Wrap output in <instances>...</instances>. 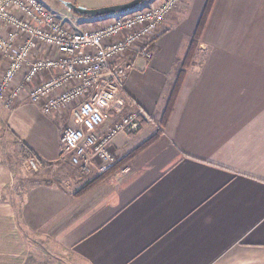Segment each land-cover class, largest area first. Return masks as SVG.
Segmentation results:
<instances>
[{"label": "crops", "instance_id": "1", "mask_svg": "<svg viewBox=\"0 0 264 264\" xmlns=\"http://www.w3.org/2000/svg\"><path fill=\"white\" fill-rule=\"evenodd\" d=\"M205 3L181 1L150 42L149 60L133 51L119 60L133 62L121 91L126 107L160 117ZM107 17L72 16L68 25L95 28ZM58 121L29 104L9 118L48 161L57 155ZM58 188H28L29 235L46 216L39 218L42 205L57 204L54 220L67 203ZM78 199L53 239L85 264H264V0H214L160 135Z\"/></svg>", "mask_w": 264, "mask_h": 264}, {"label": "built area", "instance_id": "2", "mask_svg": "<svg viewBox=\"0 0 264 264\" xmlns=\"http://www.w3.org/2000/svg\"><path fill=\"white\" fill-rule=\"evenodd\" d=\"M181 1L150 0L78 29L40 0H0V52L8 58L0 99L26 90L45 112L73 106L58 137L61 155L83 174L105 170L117 160L115 138L135 133L146 118L126 110L121 91L133 62L119 60L130 51L150 59V42ZM38 45L49 55L34 57Z\"/></svg>", "mask_w": 264, "mask_h": 264}, {"label": "rangeland", "instance_id": "3", "mask_svg": "<svg viewBox=\"0 0 264 264\" xmlns=\"http://www.w3.org/2000/svg\"><path fill=\"white\" fill-rule=\"evenodd\" d=\"M40 1L45 5V7L53 11H58L61 15L67 14L69 17L73 16L91 19L98 18L88 16L81 17L73 14L63 5V0ZM67 1L84 8H99L124 3L130 0ZM149 1L150 0H145L139 6H146V3L148 4ZM119 13L120 12H118V14ZM101 17L103 16H99V18ZM3 34L4 27L0 24V35L2 36ZM36 52H38V48L36 49ZM46 54L48 53H45L43 56ZM34 57L37 56L34 55ZM7 65L8 58L0 52V81ZM46 77V75L42 76L41 80ZM176 81L177 77L175 82L170 87L167 97L165 98V103L163 104V110L160 117H157V119L152 118L147 112L134 103H130L131 105L127 103L128 107H126V110L135 112L141 110L146 118L135 133L127 135L128 137L134 135L131 137L130 142L127 145L122 147H116L114 145L117 160L113 165H110L103 171L92 168V172L89 174H83L78 167L72 166L66 159H64L61 155L59 147L57 155L53 161H48L47 159L44 160L29 146H27V144L19 137L14 126L9 123V118L15 109L22 105H34L45 117L53 119L59 118L61 120L58 121L59 137L62 130L71 123V110L73 106L64 107L51 113L45 112L43 101L31 100L26 90L20 92L16 98L10 99L8 96L9 93H7L2 99H0V264H85V262L81 261L74 254L59 247L54 242L53 235L58 229L54 228V224L60 217H62L63 220L64 216L70 218L73 214H75V212L78 211V198L85 196L87 192L99 183L115 178L121 170L127 166V164H130L134 148L159 132L163 123L162 116L173 93ZM16 83L17 82H15V84ZM145 125L149 126L143 129ZM121 136L125 135H120L118 137ZM25 147H27L28 151H25ZM32 155L36 156V158ZM112 166L114 167L112 168ZM102 173H104V176L100 178V182H98V179L96 180L98 183L90 187V189H86L87 191L84 190L85 192L81 191L89 180ZM39 183L47 185L52 184L56 187L59 186L60 188L58 189H61L64 197L67 198V201L65 200L67 203L62 201L61 207H63H60L62 210H59L58 208V212H56L54 220L50 219V214L54 217L53 209L54 206H57V204L53 203L47 208L42 205V207L38 210L39 218L43 215L46 216L44 217V220H36V222L33 221L35 229L32 232L34 234L29 235L26 231L27 227L25 226L28 225L25 220V213L28 212L25 193L29 187ZM64 204H67V207H64ZM29 219L31 218L29 217ZM49 220L51 221L49 222Z\"/></svg>", "mask_w": 264, "mask_h": 264}, {"label": "trees", "instance_id": "4", "mask_svg": "<svg viewBox=\"0 0 264 264\" xmlns=\"http://www.w3.org/2000/svg\"><path fill=\"white\" fill-rule=\"evenodd\" d=\"M213 2H214V0H206L203 12L201 14V17H200L198 23H197L195 32H194L193 37L191 38V40L189 42L187 51H186L185 56H184V58L182 60L181 69H180V71L178 73L177 81H176V84L174 86L175 88H174L173 93H172V95H171V97H170V99H169V101H168V103L166 105L165 110H164V113H163V116H162L163 117L162 127L165 125V123H166V121H167V119L169 117V114H170V111L172 109V106H173V103H174L178 88H179L180 83L182 81V76L184 74V71L187 68L190 67L191 62L193 61V57H194L195 53L198 50L200 36H201L202 30L204 28V25L206 23V20H207V17L209 15V12H210V9L212 7ZM159 135H160V130H159L158 133L154 134L152 137L147 139L145 142H143L142 144H140L139 146L134 148V151H133V154L131 155V158H133L143 148H145L146 146L151 144ZM25 151H28L27 147H25ZM28 153H30V152H28ZM32 156H34V155H32ZM34 157L36 158V156H34ZM113 167L114 166H112V168ZM110 169H108V170H110ZM103 174L104 173H102V174L96 176L95 178H92L91 180H89L88 183L85 184V186L83 187V189L81 191L83 192L86 189L88 190V189H90V187H92L93 185H95L98 182H100L101 181L100 178H102V176H104ZM96 180H98V182H96Z\"/></svg>", "mask_w": 264, "mask_h": 264}, {"label": "water", "instance_id": "5", "mask_svg": "<svg viewBox=\"0 0 264 264\" xmlns=\"http://www.w3.org/2000/svg\"><path fill=\"white\" fill-rule=\"evenodd\" d=\"M145 0H130L120 4H114L110 6H104L99 8H84L81 6H77L70 1L63 0V5L71 11L73 14L81 16V17H99L115 14L118 12H122L125 10H129L139 6Z\"/></svg>", "mask_w": 264, "mask_h": 264}, {"label": "bare ground", "instance_id": "6", "mask_svg": "<svg viewBox=\"0 0 264 264\" xmlns=\"http://www.w3.org/2000/svg\"><path fill=\"white\" fill-rule=\"evenodd\" d=\"M121 13V12H120Z\"/></svg>", "mask_w": 264, "mask_h": 264}]
</instances>
